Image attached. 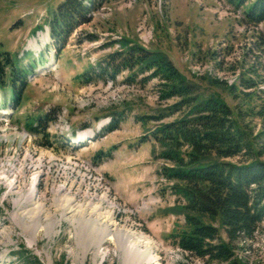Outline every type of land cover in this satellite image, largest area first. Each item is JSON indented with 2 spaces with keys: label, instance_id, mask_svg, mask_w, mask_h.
<instances>
[{
  "label": "rangeland",
  "instance_id": "obj_1",
  "mask_svg": "<svg viewBox=\"0 0 264 264\" xmlns=\"http://www.w3.org/2000/svg\"><path fill=\"white\" fill-rule=\"evenodd\" d=\"M62 1L0 0V54L34 64L20 99L7 80L0 82V264H29L26 256L41 264H123L119 248L110 242L96 248L101 235L77 221L91 211L152 241L146 264H204L168 240L185 220L170 211L178 199L161 175L165 161L150 132L156 123L138 121L172 104L159 101V82L129 81L127 72L96 83L80 76L121 50L119 40L136 41L164 52L255 137L264 132L256 113L264 104V22L245 23L243 8L231 0H105L62 47L47 25ZM45 115L47 128L32 133ZM112 115L122 119L108 133ZM84 134L92 138L75 143ZM257 146L264 160V136ZM235 259L264 264V222L252 240L236 243Z\"/></svg>",
  "mask_w": 264,
  "mask_h": 264
},
{
  "label": "trees",
  "instance_id": "obj_2",
  "mask_svg": "<svg viewBox=\"0 0 264 264\" xmlns=\"http://www.w3.org/2000/svg\"><path fill=\"white\" fill-rule=\"evenodd\" d=\"M104 1H62L47 21L55 43L64 47L80 25L91 21L92 12ZM231 2L237 10L243 8L245 23L264 22V0ZM118 43L121 50L108 55L96 69L87 70L80 76L81 81H114L127 72L129 81L140 78L143 84L159 82V101L172 104L156 115L140 116L138 121L142 125L148 121L156 123L150 132L161 148L160 159L165 161L161 175L178 199V205L170 211L185 220L184 226L172 231L168 240L204 264H236V243L252 240L264 222V160L263 151L257 146L264 132L254 137L223 100L203 96L164 52L148 50L129 39ZM33 66L30 62L21 65L9 54H0V82L8 81L13 99H20ZM240 80L247 88L253 85L250 80ZM211 83L225 85L231 94L236 91L235 85L227 86L217 80ZM256 113L264 119V104ZM110 117L115 124L106 129L108 133L116 130L122 119ZM47 119V115L36 118L37 126H31V132L38 133L41 126L47 128ZM233 158L241 159L237 163L229 161ZM21 249L25 253L24 246ZM26 257L29 264H41L34 256Z\"/></svg>",
  "mask_w": 264,
  "mask_h": 264
},
{
  "label": "bare ground",
  "instance_id": "obj_3",
  "mask_svg": "<svg viewBox=\"0 0 264 264\" xmlns=\"http://www.w3.org/2000/svg\"><path fill=\"white\" fill-rule=\"evenodd\" d=\"M91 138V134H84L77 137L75 143L88 142ZM73 211L70 208V213ZM77 221L91 224L89 232L101 235L97 241L96 248L105 242H110L119 248L122 253L123 264H146L151 260V251L154 248V243L142 236H137L136 234L117 228L111 219L103 218L100 214L91 211L87 212L81 220ZM86 252L87 248L83 247V257H85Z\"/></svg>",
  "mask_w": 264,
  "mask_h": 264
}]
</instances>
